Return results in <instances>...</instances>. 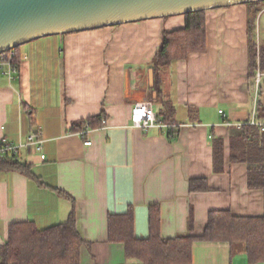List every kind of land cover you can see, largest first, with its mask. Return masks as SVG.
Instances as JSON below:
<instances>
[{"label":"crops","instance_id":"1","mask_svg":"<svg viewBox=\"0 0 264 264\" xmlns=\"http://www.w3.org/2000/svg\"><path fill=\"white\" fill-rule=\"evenodd\" d=\"M204 20L205 50L159 74L172 122L182 125L172 130L134 128L130 112L145 98L156 112L163 109L150 91L148 70L163 33L183 29L184 15L49 36L17 48L18 76L10 81L0 74V143L24 144L40 132L43 146L40 153L23 147L16 154L33 178L0 171V246L13 224L46 229L65 223L74 210L85 242L79 264H142L108 241L109 216L131 209L134 237L146 240L152 205L159 206L163 239L201 236L213 211L264 215V192L248 187L245 164L230 161V133L254 108L251 42L258 49L256 72L264 73L260 24L256 32L246 5L205 11ZM101 114L104 126L83 136L71 131ZM216 140L223 145L221 171L213 163ZM192 180H204L207 190L191 192ZM191 264L251 263L240 247L197 241Z\"/></svg>","mask_w":264,"mask_h":264},{"label":"trees","instance_id":"2","mask_svg":"<svg viewBox=\"0 0 264 264\" xmlns=\"http://www.w3.org/2000/svg\"><path fill=\"white\" fill-rule=\"evenodd\" d=\"M246 4L253 16L259 14L258 5ZM255 8V9H254ZM185 26L181 30L164 32L162 42L150 67L154 71V87L163 109L157 116L167 124H173L174 109L163 101L159 74L174 61L186 58L191 53L203 52L206 47L204 12L184 15ZM255 44L251 42L250 87L254 91L257 68ZM17 49H15L16 51ZM263 58V56H262ZM18 62V55H17ZM264 70V66H262ZM256 118L264 121V83L258 88ZM104 114L73 124L71 131L78 132L86 127H100ZM223 145L220 140L213 144V163L216 171L222 170ZM230 161L247 166L248 187L264 192V131L256 126L244 123L233 128L230 133ZM0 171H16L28 178H33L30 166L17 160L16 155L0 157ZM191 192L206 191L204 180H192ZM58 193L70 198L67 194ZM159 206L149 207V238L138 240L133 234V214L129 209L124 215L109 216L108 241L121 244L126 257L142 264H191L192 246L197 241L227 242L231 248L244 250L251 264L264 262V215L262 217H235L228 211H213L201 236L190 233L178 235L173 239L160 236ZM85 242L76 228L74 210L67 221L46 229L37 228L32 222L13 224L9 227L8 238L0 246V264H79L81 247Z\"/></svg>","mask_w":264,"mask_h":264},{"label":"water","instance_id":"3","mask_svg":"<svg viewBox=\"0 0 264 264\" xmlns=\"http://www.w3.org/2000/svg\"><path fill=\"white\" fill-rule=\"evenodd\" d=\"M252 3L264 0H0V54L49 36Z\"/></svg>","mask_w":264,"mask_h":264},{"label":"built area","instance_id":"4","mask_svg":"<svg viewBox=\"0 0 264 264\" xmlns=\"http://www.w3.org/2000/svg\"><path fill=\"white\" fill-rule=\"evenodd\" d=\"M264 12V9L260 12ZM19 73L18 68V62H17V53L15 49L10 50L5 53L0 54V74L5 76L8 80L12 81L14 80ZM264 79V73H262L259 69H257L256 77H255V83H254V108L251 113V116L249 117L247 124L251 126L258 127L261 131H264V121H259L256 118V101H257V93L259 86L263 83ZM223 111L219 110V114H222ZM130 123L131 126L134 128H138L143 131H149L153 129H171L173 127H181V124H167L164 123L158 116L154 109L153 102L145 98L141 101L135 102L132 105L131 112H130ZM227 125H230V123L225 122ZM242 124H235L237 128L241 127ZM105 125V119L102 118L100 120V127ZM91 128L86 127L77 133L81 136L85 135L87 132H89ZM85 146H90V141H85L83 143ZM43 146V140L41 139L40 132H34L31 133L26 142L24 144H18V145H11L7 143H0V157H3L8 154L16 155L17 152L23 148V147H31L36 152L40 153L42 151ZM42 160L45 158L44 155H41L40 157Z\"/></svg>","mask_w":264,"mask_h":264},{"label":"rangeland","instance_id":"5","mask_svg":"<svg viewBox=\"0 0 264 264\" xmlns=\"http://www.w3.org/2000/svg\"><path fill=\"white\" fill-rule=\"evenodd\" d=\"M260 7V5L257 6V9ZM255 9V8H254ZM259 24H260V28H261V39L263 40L264 39V13L262 14H258V15H255V21H254V29L256 28V32L257 30L259 29ZM256 48H255V55L258 54V49H257V45L255 44ZM257 57V56H256ZM254 93V91H253Z\"/></svg>","mask_w":264,"mask_h":264}]
</instances>
